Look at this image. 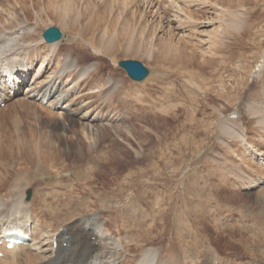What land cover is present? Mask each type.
<instances>
[{
  "label": "rangeland",
  "instance_id": "rangeland-1",
  "mask_svg": "<svg viewBox=\"0 0 264 264\" xmlns=\"http://www.w3.org/2000/svg\"><path fill=\"white\" fill-rule=\"evenodd\" d=\"M140 1L77 0L80 26L89 23L82 35L46 10L30 19L36 27L29 36L35 33L44 52L51 46L42 34L51 26L59 27L68 43L82 46L79 63H94L96 69L78 83L73 103L96 95L91 98L97 111L113 119L95 141L79 121L62 129L56 117L36 115L38 103L3 102L0 147L6 164L2 157L0 170L13 174L30 168L17 149L6 150V141L33 135L50 142L52 156L45 166L31 169L36 182L26 188L25 199L29 191L33 198L41 184L40 199L49 206H62L65 192L92 208H105L101 212L109 218L118 213L121 222L133 215L127 208L131 201L145 204L151 221L160 196L177 230L157 223L151 246L171 251L175 264H264V0H158L163 8L158 14L148 12L150 1L146 6ZM178 6L189 16L165 27L166 18L179 15ZM179 37L185 50L173 51ZM67 41L57 49H66ZM177 52L182 59L170 61ZM130 59L150 70L143 82L118 66ZM95 83L99 93H89ZM131 171L143 173L142 178L121 184ZM52 190L60 193L58 203L48 193ZM113 191L120 198H112ZM38 210L42 216L51 213ZM60 212L64 218L67 210Z\"/></svg>",
  "mask_w": 264,
  "mask_h": 264
},
{
  "label": "bare ground",
  "instance_id": "bare-ground-1",
  "mask_svg": "<svg viewBox=\"0 0 264 264\" xmlns=\"http://www.w3.org/2000/svg\"><path fill=\"white\" fill-rule=\"evenodd\" d=\"M145 1H147V4L150 1L148 6L151 8L149 7L148 12L156 14L163 12L158 0H141L140 2L146 6ZM173 1L176 4L181 2V0ZM44 10L52 13V15H57L55 19L61 18L70 29L75 30L78 34L82 35L83 30L87 29L86 27L89 25L88 23L85 28L84 25L80 26L82 12L79 10L77 0H0V104L13 99L15 102L17 101L16 104L18 105L23 104L22 102H26L24 100L28 99L30 100L27 101L28 103H38L33 107V111L36 109V115L43 116V112H45L52 117H56L57 120H61L62 129H68V123L70 122L73 124L79 121L83 129L95 137V141H98V137L106 133L104 127L108 124L110 115H105V113L102 115L97 111L98 107H96V103V106L94 105L92 99L96 95L89 94L90 96L85 101L78 99L79 101L73 103L74 97L79 95L77 93H80L78 83H81L85 80V77L95 71L93 69L96 64L81 65L79 61L82 55L79 54V50L82 46L74 41L68 43L67 37H64L63 41L47 42V46L51 47L46 49L48 52H44L46 47H42L40 45L41 41L34 39L35 33L32 35L33 37L29 36L36 27L34 23L30 22V19L33 16L41 15L39 13L46 12ZM176 11L179 15L174 16V18L170 17L167 20L165 17L164 24H167L165 27L172 28V23H176L179 16L189 14V12L188 14L183 12V9L179 6ZM88 31L85 33H88ZM178 34H180L179 30ZM84 36L85 34L80 37L83 38ZM42 39L45 40L43 34ZM64 41H67L69 45L66 49L58 50L57 45ZM180 41L179 37L175 43L173 42V51H178V47L185 50V46L181 45ZM181 54L173 56L170 61L173 62L175 58L179 62V59H182ZM100 87L99 84L95 83L88 91L93 93L94 91L90 89H94L99 93ZM111 95L106 93V96H104ZM25 108L27 109V106ZM21 109L23 110V105ZM80 109H85V111ZM29 111L32 110L29 109ZM12 116L11 114L10 117L12 118ZM86 135L90 136L88 133ZM6 142L9 144L6 146V150L8 148L11 150L17 149L21 161L27 163L30 168L28 170H17L13 174H6L0 170V254H2L0 255V264H175L176 261L173 259L171 251H167L168 249L162 251L160 246H151L154 239L153 228L157 223L167 224L174 231L177 230L174 226L176 223L175 218L172 220L169 207L162 204L160 196L156 197L157 199L154 201L156 205L151 208L153 209L149 215L150 218H153L151 221L145 218V204L142 207L129 201L130 204H127V208H132L133 215L121 218V222H119L120 219H116L118 213L111 214L109 218L108 215L101 212L105 208H92L83 199L76 200L68 197L65 192L63 202L61 201L62 206L60 204L49 206L43 199H40L39 186L41 184L37 186L36 192L34 191L33 198L27 197L25 199L26 188L36 182L33 181V176H30L31 169L41 168L42 164L45 166L52 156L50 142L43 141L40 138L36 139L33 135L30 139L24 135H19L16 140L12 137ZM1 150L0 147V161L4 157L3 164H6V160H4L6 151L4 153ZM141 175L143 173L135 175L132 174V171L131 173L128 172L123 176V180L121 179V184H134ZM87 176V174H81L79 178ZM259 184L262 183H256V186ZM48 193L56 201L55 203L59 202L56 198L60 193L56 194L53 190L48 191ZM111 196L112 198L119 197L117 191H113ZM121 204L122 202L119 203V205ZM38 208L42 213L44 210L46 213L47 211H51V213L50 215L47 213L45 216L39 215ZM65 208L67 213L64 218H61L60 211ZM172 210L170 209L171 212ZM107 211L109 210L107 209ZM155 212H158V214ZM48 216H51V219H48ZM173 216H176V212ZM81 230L83 231L80 232ZM88 237L92 240L97 239V241H91ZM12 238L23 239V242H15L13 247L8 248V242ZM184 247L179 245L184 254H189L187 251L184 252Z\"/></svg>",
  "mask_w": 264,
  "mask_h": 264
},
{
  "label": "water",
  "instance_id": "water-1",
  "mask_svg": "<svg viewBox=\"0 0 264 264\" xmlns=\"http://www.w3.org/2000/svg\"><path fill=\"white\" fill-rule=\"evenodd\" d=\"M64 37L65 35L57 26H51L43 33V38L48 43L63 41ZM118 66L123 68L134 81L143 82L150 74V70L138 60H122L118 62ZM27 195L29 198L31 196V191H29Z\"/></svg>",
  "mask_w": 264,
  "mask_h": 264
}]
</instances>
